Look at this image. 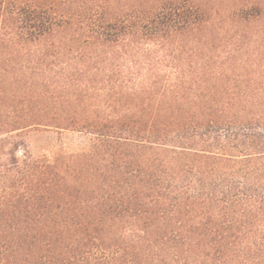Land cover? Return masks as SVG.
Masks as SVG:
<instances>
[{"label": "trees", "instance_id": "16d2710c", "mask_svg": "<svg viewBox=\"0 0 264 264\" xmlns=\"http://www.w3.org/2000/svg\"><path fill=\"white\" fill-rule=\"evenodd\" d=\"M0 264H264V0H0Z\"/></svg>", "mask_w": 264, "mask_h": 264}, {"label": "rangeland", "instance_id": "374dc122", "mask_svg": "<svg viewBox=\"0 0 264 264\" xmlns=\"http://www.w3.org/2000/svg\"><path fill=\"white\" fill-rule=\"evenodd\" d=\"M46 137H48V142H50L52 145L61 146L64 147L68 151H76L80 149L83 145H85L88 141L87 136L80 135L77 133L72 132H62L61 134H56L54 132L46 134ZM45 151L47 154L52 156V152L55 151V147L52 150V148H46Z\"/></svg>", "mask_w": 264, "mask_h": 264}]
</instances>
